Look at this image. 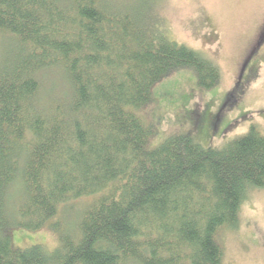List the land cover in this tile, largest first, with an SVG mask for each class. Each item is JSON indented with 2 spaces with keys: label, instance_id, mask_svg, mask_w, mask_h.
Returning a JSON list of instances; mask_svg holds the SVG:
<instances>
[{
  "label": "trees",
  "instance_id": "16d2710c",
  "mask_svg": "<svg viewBox=\"0 0 264 264\" xmlns=\"http://www.w3.org/2000/svg\"><path fill=\"white\" fill-rule=\"evenodd\" d=\"M105 2L0 0V32L16 42L0 71V264H224L219 236L264 190V136L253 126L221 148L189 134L152 148L139 113L154 86L189 68L208 91L221 73ZM54 69L70 94L45 106L38 76ZM80 200L68 231L61 213ZM13 228L59 244L19 248Z\"/></svg>",
  "mask_w": 264,
  "mask_h": 264
},
{
  "label": "rangeland",
  "instance_id": "374dc122",
  "mask_svg": "<svg viewBox=\"0 0 264 264\" xmlns=\"http://www.w3.org/2000/svg\"><path fill=\"white\" fill-rule=\"evenodd\" d=\"M144 16V23L168 41L197 51L220 70L211 90L197 86L192 69L172 72L153 88V101L140 117L156 131L150 146L158 147L174 135L189 134L203 147L221 148L256 127L264 136V0H106ZM15 40L0 32V71ZM43 105L61 101L70 85L59 70L38 76ZM85 200L69 203L61 213L68 231ZM14 205V201L11 202ZM239 227L219 236L224 264H264V190L249 193ZM60 220L58 215L51 223ZM15 246L42 245L54 250L59 235L49 229L8 232Z\"/></svg>",
  "mask_w": 264,
  "mask_h": 264
}]
</instances>
